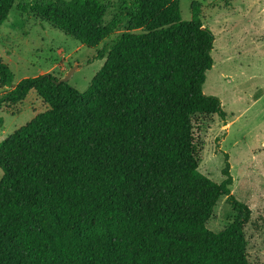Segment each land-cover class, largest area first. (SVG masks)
<instances>
[{
    "label": "trees",
    "instance_id": "16d2710c",
    "mask_svg": "<svg viewBox=\"0 0 264 264\" xmlns=\"http://www.w3.org/2000/svg\"><path fill=\"white\" fill-rule=\"evenodd\" d=\"M15 6L89 47L117 27L101 0H0V27ZM129 7L84 91L49 72L14 85L0 61V111L33 90L48 105L0 141V264H250L252 210L232 194L229 153L220 182L199 170L196 125L227 118L204 92L216 37L202 3L189 19L180 0ZM221 197L236 215L216 232Z\"/></svg>",
    "mask_w": 264,
    "mask_h": 264
},
{
    "label": "rangeland",
    "instance_id": "374dc122",
    "mask_svg": "<svg viewBox=\"0 0 264 264\" xmlns=\"http://www.w3.org/2000/svg\"><path fill=\"white\" fill-rule=\"evenodd\" d=\"M36 1L16 0L29 5ZM101 1L109 6L106 23L115 21L117 27L95 47L42 21L30 9L15 6L0 27V61L10 66L13 84L49 72L58 78L71 74L67 82L79 91L86 90L106 60L99 56L102 47L126 31L134 0ZM192 1L180 0L183 19L191 17ZM198 1L204 24L216 37L204 92L220 97L227 112L226 120L215 114L202 117L196 125L195 137L202 147L199 170L220 182L225 161L222 151L229 153L232 194L252 210L245 228L250 264H264V0ZM8 89L0 87V95ZM47 108L34 90L24 101L4 106L0 141ZM235 215L227 198L221 197L207 225L221 231Z\"/></svg>",
    "mask_w": 264,
    "mask_h": 264
},
{
    "label": "water",
    "instance_id": "95a60500",
    "mask_svg": "<svg viewBox=\"0 0 264 264\" xmlns=\"http://www.w3.org/2000/svg\"><path fill=\"white\" fill-rule=\"evenodd\" d=\"M71 77V74H68L67 76L60 78L58 82H67L69 78Z\"/></svg>",
    "mask_w": 264,
    "mask_h": 264
},
{
    "label": "crops",
    "instance_id": "0c3cea01",
    "mask_svg": "<svg viewBox=\"0 0 264 264\" xmlns=\"http://www.w3.org/2000/svg\"><path fill=\"white\" fill-rule=\"evenodd\" d=\"M4 89V88H3ZM24 101V100H23Z\"/></svg>",
    "mask_w": 264,
    "mask_h": 264
}]
</instances>
